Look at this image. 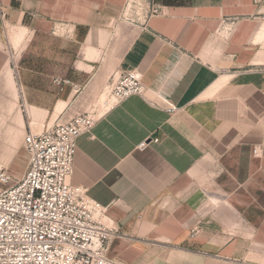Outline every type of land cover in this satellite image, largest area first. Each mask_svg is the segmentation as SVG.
Wrapping results in <instances>:
<instances>
[{
	"label": "crops",
	"instance_id": "crops-1",
	"mask_svg": "<svg viewBox=\"0 0 264 264\" xmlns=\"http://www.w3.org/2000/svg\"><path fill=\"white\" fill-rule=\"evenodd\" d=\"M0 3V173L23 178L30 130L94 111L70 182L107 208L111 259L264 264V0ZM133 70L145 96L102 112Z\"/></svg>",
	"mask_w": 264,
	"mask_h": 264
},
{
	"label": "built area",
	"instance_id": "built-area-1",
	"mask_svg": "<svg viewBox=\"0 0 264 264\" xmlns=\"http://www.w3.org/2000/svg\"><path fill=\"white\" fill-rule=\"evenodd\" d=\"M137 7L148 17L141 4ZM159 13L150 10V15ZM0 17H7L1 3ZM146 92L138 71H124L108 84L101 111ZM100 118L93 111L26 135L29 165L23 178L14 182L7 172L0 173V185L6 187L0 191V264H120L109 257L119 232L106 224L107 208L70 182L78 140L91 133ZM258 152L256 148L254 155Z\"/></svg>",
	"mask_w": 264,
	"mask_h": 264
},
{
	"label": "rangeland",
	"instance_id": "rangeland-1",
	"mask_svg": "<svg viewBox=\"0 0 264 264\" xmlns=\"http://www.w3.org/2000/svg\"><path fill=\"white\" fill-rule=\"evenodd\" d=\"M13 75H14V80L16 82L17 88H18L19 91H21V94H22V79H21V76H20L18 70L15 69V68H14ZM34 107H39V108H44V109H50L52 106L48 104V105H38V106H34ZM18 108L19 109H22V110H25L27 108V110H29L30 106H27L26 104H23L22 103L21 106H18ZM24 114L26 115V120H27V114L28 113H24ZM20 160L22 161V164H23V167H24V175H25L26 170H27V167H28V155H27V152H26V150H25L24 147H23V150L21 152V158H20ZM1 189L2 190L3 189H6V187L0 185V190Z\"/></svg>",
	"mask_w": 264,
	"mask_h": 264
}]
</instances>
